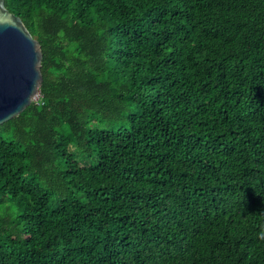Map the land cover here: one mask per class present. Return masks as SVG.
<instances>
[{
    "label": "trees",
    "instance_id": "16d2710c",
    "mask_svg": "<svg viewBox=\"0 0 264 264\" xmlns=\"http://www.w3.org/2000/svg\"><path fill=\"white\" fill-rule=\"evenodd\" d=\"M41 47L0 125V264H264V0H4Z\"/></svg>",
    "mask_w": 264,
    "mask_h": 264
},
{
    "label": "water",
    "instance_id": "95a60500",
    "mask_svg": "<svg viewBox=\"0 0 264 264\" xmlns=\"http://www.w3.org/2000/svg\"><path fill=\"white\" fill-rule=\"evenodd\" d=\"M42 57L38 41L0 0V125L39 97Z\"/></svg>",
    "mask_w": 264,
    "mask_h": 264
},
{
    "label": "clouds",
    "instance_id": "9594fccd",
    "mask_svg": "<svg viewBox=\"0 0 264 264\" xmlns=\"http://www.w3.org/2000/svg\"><path fill=\"white\" fill-rule=\"evenodd\" d=\"M261 235H264V232H262Z\"/></svg>",
    "mask_w": 264,
    "mask_h": 264
},
{
    "label": "rangeland",
    "instance_id": "374dc122",
    "mask_svg": "<svg viewBox=\"0 0 264 264\" xmlns=\"http://www.w3.org/2000/svg\"><path fill=\"white\" fill-rule=\"evenodd\" d=\"M38 99V98H37Z\"/></svg>",
    "mask_w": 264,
    "mask_h": 264
}]
</instances>
